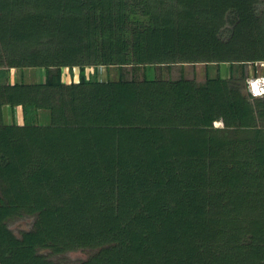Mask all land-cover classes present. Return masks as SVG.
Segmentation results:
<instances>
[{"label":"trees","instance_id":"trees-1","mask_svg":"<svg viewBox=\"0 0 264 264\" xmlns=\"http://www.w3.org/2000/svg\"><path fill=\"white\" fill-rule=\"evenodd\" d=\"M256 61L264 0H0V264H56L39 248L90 250L76 264H264V95L243 69ZM194 62L217 74H147ZM34 67L41 80L14 72ZM25 214L16 235L7 221Z\"/></svg>","mask_w":264,"mask_h":264},{"label":"rangeland","instance_id":"rangeland-1","mask_svg":"<svg viewBox=\"0 0 264 264\" xmlns=\"http://www.w3.org/2000/svg\"><path fill=\"white\" fill-rule=\"evenodd\" d=\"M205 64L204 62H194V63H171L168 65H157L154 69L150 68L147 71L148 76L153 77L154 75H160L165 77H171L176 78L179 76H185L189 78H195L196 81H203L206 77V75L214 76L217 74V69L215 64ZM226 65L220 64V75L225 76L226 75ZM244 73L247 75L246 80L250 76L254 75H264V62L262 61H256L254 63H244ZM99 74L98 77L101 79L106 78H112L117 75V68L114 66H111L109 68L105 67H99ZM75 70L74 78H77V68ZM13 71V68L11 69V72ZM62 71L64 74L62 75V78L64 81L69 82L70 77L66 72V68H62ZM14 72H19L21 78L24 81H36L41 80L44 75V70L41 67H34L32 69L30 68H22V70L19 71V69H15ZM86 75L90 74V77L92 79H95L97 76V73L95 72V67H86L85 68ZM18 76V77H20ZM16 75V79L18 78ZM10 81L15 79V76H10ZM245 80V82H246ZM241 84V83H240ZM243 84V83H242ZM242 87V86H241ZM242 90L246 91V88L243 86ZM19 109V107L17 108ZM50 112L46 108H39L38 109V122L44 124L48 123L50 121L49 119ZM2 118L5 122H10L11 116L8 112V108L6 104L2 105ZM18 122L21 121V116H18ZM216 125H221L222 122L215 121ZM34 216L30 214H25L20 217H14L10 218L7 221L8 227L12 230V232L16 235H19L23 230H27L31 228L33 225ZM39 251L45 255H47L49 258H51L56 264H76L79 259L85 258L90 250L88 249H73V250H66L63 252L58 253H52L48 248H39Z\"/></svg>","mask_w":264,"mask_h":264},{"label":"built area","instance_id":"built-area-1","mask_svg":"<svg viewBox=\"0 0 264 264\" xmlns=\"http://www.w3.org/2000/svg\"><path fill=\"white\" fill-rule=\"evenodd\" d=\"M246 88L253 96L264 95V75L248 77Z\"/></svg>","mask_w":264,"mask_h":264}]
</instances>
